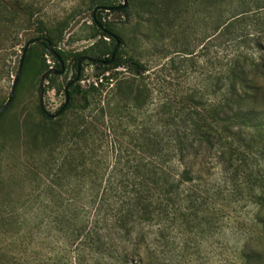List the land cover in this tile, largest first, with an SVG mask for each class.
Returning a JSON list of instances; mask_svg holds the SVG:
<instances>
[{"label":"trees","instance_id":"obj_1","mask_svg":"<svg viewBox=\"0 0 264 264\" xmlns=\"http://www.w3.org/2000/svg\"><path fill=\"white\" fill-rule=\"evenodd\" d=\"M220 4L215 26L221 45L219 70L208 77L204 90L191 88L173 98L157 89L153 98L146 66L137 59H122L119 49L109 65L92 63L99 69L96 85L82 87L78 74L59 113L73 109L75 115L66 123V132L58 124L54 138L42 144L47 154L39 178L42 187L29 194L27 205L28 241L39 249L29 251L26 264H153L149 228L156 227L158 238L174 232L182 248L187 237L209 234L211 215L218 209L194 189L199 175L192 162L208 154L217 158L227 178L237 182L241 176L238 181L246 185L245 195L256 207L258 240L252 246L247 236L234 264H264V167L253 171L247 159L255 150L264 164V0ZM15 6L0 0L4 11H15ZM111 6L99 3L94 9ZM93 21L99 34L108 37L100 26L109 27L95 17ZM37 29L40 36L34 38L43 40L25 49L20 76L35 47L51 55V40ZM45 65L42 61L38 72ZM119 67L131 70L132 77L103 85L102 78L112 79L110 71ZM91 101L97 108L87 119L84 112ZM125 117L130 122H123Z\"/></svg>","mask_w":264,"mask_h":264},{"label":"rangeland","instance_id":"obj_2","mask_svg":"<svg viewBox=\"0 0 264 264\" xmlns=\"http://www.w3.org/2000/svg\"><path fill=\"white\" fill-rule=\"evenodd\" d=\"M7 1L11 5L14 2L16 10L0 8V106L8 98L22 47L27 40L40 36L37 29L40 27L64 63V72L50 74L43 84L45 109L55 113L64 103V85L74 77L76 58L86 55L104 59L115 42L101 36L94 26V7L99 3L119 6L123 0ZM126 4L114 11L97 9L94 17L120 39L118 56L137 59L146 66L153 98L157 89L168 97L178 98L191 88L208 87L207 79L216 75L221 59V45L215 32L216 16L223 7L220 0H126ZM226 7L232 10L234 5ZM35 50L17 82L12 101L0 114V264H26L29 251L39 249L37 243L28 241L27 205L31 200L29 194L42 187L39 178L47 156L42 144L54 138L58 124L62 125V133L66 132V123L76 113L69 109L49 120L39 112L41 75L49 68L59 67L48 52L40 47ZM42 61L46 65L38 72ZM81 69L82 87L101 81L96 80L99 69L91 62L83 61ZM110 73L113 78H102L101 82L108 87L117 79L132 77L131 70L122 67ZM209 98L211 102L215 100L214 95ZM96 108L91 101L84 112L87 119ZM126 119L130 122L129 117L123 122ZM247 159L253 171L264 167L255 150ZM192 162L199 175L194 189L218 209L211 215L212 231L202 237H187V245L182 248L183 241L174 232L158 238L154 236L156 227L149 228L153 264L238 263V251L247 236L255 246L260 234L253 220L256 207L245 195L246 185L238 181L241 176L237 182L227 178L213 154L198 156ZM260 248H264V240Z\"/></svg>","mask_w":264,"mask_h":264},{"label":"water","instance_id":"obj_3","mask_svg":"<svg viewBox=\"0 0 264 264\" xmlns=\"http://www.w3.org/2000/svg\"><path fill=\"white\" fill-rule=\"evenodd\" d=\"M126 5H127L126 4V0H123V3L121 5H119V6L101 7V8L103 10L110 11V10H118V9L125 8ZM96 10H97V8H95L94 11H93V17H94V12ZM100 27H101L102 31L105 33V35L115 39V45H114V48H113V50H112V52L110 54V57L108 59H99V58L83 55V56L78 58L77 67H76V76L73 79H71L64 86V97H65L64 103L62 104V106L55 113H49L45 109V106H44V103H43V84H44V80L46 79V77L48 75H50V74H57V75L62 74L64 72V63L61 60V58L59 57V55L57 54V52L54 50V48L51 45V43L49 41H47L49 52L51 53V55H53L56 58V60H57V62L59 64V69L49 68V70L47 72H45L41 76L40 84H39V106H40L41 111L44 114H46L49 118H55L67 106V103H68V90L71 87V85L76 82V80L78 78L80 66H81V63L83 61L87 60V61H89L91 63H100V64H104V65H109L113 61L115 53L117 52V50H118V48L120 46V40L111 31L104 29L102 26H100ZM41 40H43V39L42 38H34V39H31L29 42L25 43V46H24V48L22 50L21 57H20V60H19V63H18V68H17L16 74H15V76L13 78V81H12V85H11V88H10V92H9L8 98L5 101V103L2 106H0V113L8 106V104L13 99L15 87L17 85V82H18V79H19V76H20V72H21V68H22V60H23V56H24V53H25V49L27 48V46L30 43L40 42Z\"/></svg>","mask_w":264,"mask_h":264}]
</instances>
